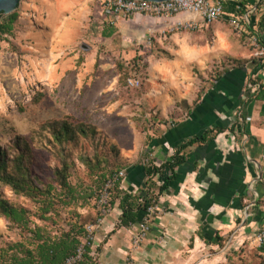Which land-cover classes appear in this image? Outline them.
<instances>
[{"label": "rangeland", "instance_id": "rangeland-1", "mask_svg": "<svg viewBox=\"0 0 264 264\" xmlns=\"http://www.w3.org/2000/svg\"><path fill=\"white\" fill-rule=\"evenodd\" d=\"M15 11L19 18L13 33L0 37V151L9 159L25 155L30 177L40 187L55 185L56 170L66 164L67 179L83 199L59 206L55 214L49 212L42 219L37 203L2 183L0 198L29 208V227L39 226L51 237H58L73 225L82 227L79 246L90 247L94 264H135L136 254L140 255L137 264H175L170 261L173 248L169 229L161 224L155 229L157 222L173 217L168 205L157 198V184L149 192L157 198L151 209L141 213L136 224L124 227L113 180L117 175L122 178L120 189L126 193L139 196L142 189L147 192L144 182L128 185L125 167L141 166L143 161L150 164L152 160L160 164L171 155V149L155 138L159 129L175 123L158 117L162 97L175 95L189 85L196 91L223 72L210 63L203 70L194 69L185 49L186 38L206 27L197 31L176 29L175 23L187 15L139 24L129 18L107 26L102 15L73 12L60 32L47 30L41 22L42 7L34 6L32 0H20ZM216 23L222 25L225 35L241 40L250 60L258 61L253 40L247 39L249 34H237L222 20L210 26ZM50 34L59 38L51 42ZM209 44L210 49L216 47L214 40ZM187 68L192 79L186 78ZM128 79L139 80V87H129ZM234 119H228L227 127ZM64 124L74 136L57 140ZM16 143L20 145L15 148ZM159 146L165 153L147 156L148 150ZM234 235H227L226 247L219 251L220 255L224 252V264H264V251L254 242L252 230L245 231L239 244L234 242ZM28 237V232L0 215V254L4 252L0 264H10L8 257L13 252L9 248Z\"/></svg>", "mask_w": 264, "mask_h": 264}, {"label": "crops", "instance_id": "crops-1", "mask_svg": "<svg viewBox=\"0 0 264 264\" xmlns=\"http://www.w3.org/2000/svg\"><path fill=\"white\" fill-rule=\"evenodd\" d=\"M32 2L42 7L41 22L47 25V30L62 32L73 12L103 16L98 0ZM95 2L99 11L95 10ZM225 11L228 15L248 14L247 39L264 47V0H231ZM79 20L81 23L82 17ZM150 20L160 19L137 16L131 21L139 24ZM209 26L187 37L185 49L191 55L194 69L203 70L210 63L212 68L223 72L206 80L196 91L189 85L175 95L162 97V108L157 110L159 118L175 121L172 127L159 129L155 137L172 153L191 138L205 134L208 138L205 143L185 149V163L176 169L177 177L169 189L159 196L173 217L157 222L155 229L160 224L169 229L173 248L170 261L175 264H192L194 260L199 261L197 264H224V252L219 254L224 248L214 242L216 235L224 240L222 247H226L227 235L234 233V242L239 244L246 230L254 234L264 230V95L254 94L247 87L251 83L264 91L263 67L246 56L239 38L225 35L220 23ZM54 38L59 37L51 35V42ZM210 40L216 41L215 48L210 49ZM188 72L189 69L187 80L192 79L191 71ZM234 117L235 126L230 130L227 122ZM160 146L151 153L155 156L165 153ZM126 172L128 185L138 186L146 180L140 164L128 165ZM167 174L165 171L149 181L159 187ZM208 250L215 252L208 254ZM111 253L119 256L116 250ZM139 260L140 255L136 254L135 264Z\"/></svg>", "mask_w": 264, "mask_h": 264}, {"label": "trees", "instance_id": "trees-1", "mask_svg": "<svg viewBox=\"0 0 264 264\" xmlns=\"http://www.w3.org/2000/svg\"><path fill=\"white\" fill-rule=\"evenodd\" d=\"M18 18L19 15L16 11L8 15H3V19L0 21V37L10 36L13 33L14 25L17 23ZM255 93L264 95V91L261 89ZM257 97L260 98V95ZM234 126L235 124L229 129L233 130ZM60 132L57 140H61V138L70 140L74 136L66 124L61 127ZM207 140L206 134L187 140L172 153L168 160L159 166L154 163V160L150 164L148 162L144 164L145 161H143L141 166L146 176L144 185H146L147 192L142 189L139 196L122 191L120 189V181L122 178L117 179L114 182L113 189L119 193L118 207L121 211L119 217L121 226L129 227L136 224L140 218V214L148 211L152 202L156 201L163 192L167 191L170 184L175 181L177 177L176 169L185 163V149L193 144L205 143ZM18 145L20 144L16 143L14 147L16 148ZM26 152L29 153V147L27 145ZM150 154L151 151H148L147 156ZM126 168L128 166L125 167V170ZM67 170L68 166L62 164L61 168L57 169L54 174L55 185L48 184L40 187L30 177V170L25 166V155L17 154L13 159H9L6 152L0 151V183L9 186L16 194L24 196L33 203H37L39 205V211H41L42 219L49 212L55 214L59 206L67 207L83 199L80 193L68 181ZM165 171L168 174L163 183L157 188V198H154L150 196L149 192L155 185L149 179L155 175L161 176ZM0 215L10 224L28 232V235H30V238L28 237L26 241L15 243L9 248L13 252L8 257L10 264H62L67 257L75 253L80 245V234L84 233V229L77 225H73L58 237H51L39 226L33 225L31 229L29 227L31 225L29 208L16 207L1 198ZM74 230H78L79 233L74 234ZM223 241L218 235L215 236L214 242L219 247H222ZM84 248L83 258L78 264H94L90 256V247L85 246ZM261 249L264 251L263 247ZM3 253L2 251L0 254V259L2 260L4 259V257H1Z\"/></svg>", "mask_w": 264, "mask_h": 264}, {"label": "built area", "instance_id": "built-area-1", "mask_svg": "<svg viewBox=\"0 0 264 264\" xmlns=\"http://www.w3.org/2000/svg\"><path fill=\"white\" fill-rule=\"evenodd\" d=\"M102 8L104 23L107 26H115L116 23L137 16H148L155 19L172 18L177 15H187L175 23V28L183 31H197L217 21H225L237 34H247L249 24L248 14H227L226 5L231 0H169L162 2H153L146 0H98ZM255 47L254 57L262 65L264 71V47L257 41H253ZM129 87L138 88L139 80L128 79ZM248 90L252 93L257 92L260 87L249 83ZM232 121L230 127L234 125ZM145 161L144 164H146ZM123 176V173H120ZM119 178L117 175L113 180ZM102 199V197H101ZM151 207L148 209L150 210ZM254 242L258 247L264 248V230L255 234ZM84 254V249L79 246L74 254L67 257L62 264H78Z\"/></svg>", "mask_w": 264, "mask_h": 264}, {"label": "water", "instance_id": "water-1", "mask_svg": "<svg viewBox=\"0 0 264 264\" xmlns=\"http://www.w3.org/2000/svg\"><path fill=\"white\" fill-rule=\"evenodd\" d=\"M20 0H0V13L8 15L14 12L18 6ZM153 2H162L169 0H146Z\"/></svg>", "mask_w": 264, "mask_h": 264}]
</instances>
